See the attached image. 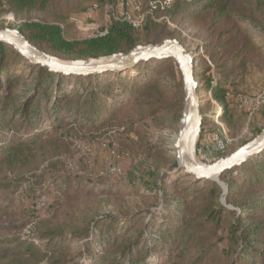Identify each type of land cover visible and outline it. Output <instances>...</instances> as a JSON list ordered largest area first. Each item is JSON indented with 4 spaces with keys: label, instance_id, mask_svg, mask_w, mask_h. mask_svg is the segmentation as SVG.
Returning a JSON list of instances; mask_svg holds the SVG:
<instances>
[{
    "label": "rangeland",
    "instance_id": "rangeland-1",
    "mask_svg": "<svg viewBox=\"0 0 264 264\" xmlns=\"http://www.w3.org/2000/svg\"><path fill=\"white\" fill-rule=\"evenodd\" d=\"M151 1L165 0H139L142 12L135 11L137 18ZM177 1L185 3L186 8L199 3L172 0L171 6ZM232 7L243 12L244 18H236L237 25L257 45L250 54L238 58L233 49L218 48L229 36L223 32L225 24L215 26V31L209 29V11L197 24L182 15L172 20L170 12L161 13L158 19L166 21L175 38L195 56L201 109L208 120L203 138L197 137L196 149L212 146L222 126L230 140L227 153L264 132V104L253 116L240 107L243 97L264 98V0H232ZM53 14L66 16L62 22L67 39L89 38L93 33L86 28L103 29L113 20L100 0H64ZM30 17L46 18L42 14ZM21 23L12 13L0 16V29L18 30ZM213 50L219 51L218 63L225 66L223 70L211 60L209 51ZM16 61L4 88H0V98L5 97L2 101L8 109L0 108V153L13 136L24 137L19 128L7 125L8 118L36 96L40 76L41 67L31 66L22 56ZM179 81L183 84L182 75ZM217 81L237 95L230 102V124L221 120L223 107L213 98ZM58 82L56 79L48 90L47 99L53 105L59 95L75 98L74 79L64 80V90H60L62 83ZM170 85L174 86L175 81L171 80ZM185 106V90L183 98L176 95L171 101L170 110L155 115L146 105L142 108L130 104L101 129L88 125L85 111L77 108L65 110L62 124L52 128L55 124L48 118V111L43 110L39 125L47 129L46 133L39 136L34 132L35 143L20 148L7 161L6 156L0 161V264H129L124 252L130 243H137L134 253H146L154 245L156 251L145 264H261V257L256 255L260 252L264 257L261 241L253 243L255 252L241 259V247L228 231L220 230L213 236L207 232L195 234L191 228L196 224L184 222V218L189 221L199 213L195 207L184 210L183 201H192L188 194L193 191L194 178L179 169L174 149ZM196 157L199 159L198 154ZM211 183L223 189V182ZM177 188L186 191L177 195ZM42 196L46 198L45 205L38 201ZM258 203L240 201L238 207L226 206L239 214L244 210L261 217V213L251 210ZM101 217L112 219L113 224L95 225L92 230L94 221ZM236 218L232 217L228 227L236 222L238 241L243 228L251 227V223L245 214L243 223ZM109 233L117 236L115 246H109L107 239L103 241Z\"/></svg>",
    "mask_w": 264,
    "mask_h": 264
},
{
    "label": "trees",
    "instance_id": "trees-1",
    "mask_svg": "<svg viewBox=\"0 0 264 264\" xmlns=\"http://www.w3.org/2000/svg\"><path fill=\"white\" fill-rule=\"evenodd\" d=\"M63 1L0 0V16L6 13L14 14L17 19L22 20L18 31L29 42L48 55L75 62L128 54L140 46L157 45L167 39H176L175 32L170 25L166 21L158 20L160 14L165 12L171 13L170 18L172 20H175L176 16L182 15L197 24L200 23L201 17L209 11V29L214 30L215 26L220 23L225 24L226 30L223 32L226 36H229L226 41L218 45V48L223 51L228 48L233 49L236 58L250 54L257 46L251 37L237 25L236 18L238 16L244 18V15L240 8L232 7V0H211V3L198 0L199 3L191 5L190 8H186L185 3L177 1L166 11L157 10L154 18L148 16L140 29H136L127 22L113 21L106 36L81 39H67L64 23L62 22L66 19V16L53 14L56 9L61 7ZM107 1L100 0V4L103 5ZM33 14H42L46 18L32 19L30 16ZM52 18L58 21H50L49 19ZM209 55L219 70L225 68V66L218 63L219 51H209ZM17 57H21V55L12 46L0 43V88H4L5 80L10 77V67L16 64ZM195 75L196 78L199 77L196 69ZM180 76L179 66L172 58L142 62L134 69L124 72H107L91 76H64L41 67L36 96L31 98L22 108L20 107L18 112H14L7 122L8 126L17 127L20 132L23 131L24 137L17 139L18 137L13 136V139H9L1 148L0 161L4 156H6L5 160L7 161L20 148L35 143L34 132H38L39 136L46 133L47 129L39 125V118L43 110L48 111V118L55 124L52 128H58L62 124L65 110L77 108V110L85 111V120L88 125L101 129L116 120L117 114L124 112L130 104L142 108L146 105L154 115L170 110V103L175 99V96L180 95L182 98L184 96V87L179 81ZM56 79L59 81L58 84L62 83L60 90H64L62 89L64 80H75L73 84L75 98L73 100L69 99L66 94L59 95L53 105V101L47 99L49 96L48 90L55 84ZM171 80L175 81L174 86L170 85ZM208 88L210 90L212 88L211 80L208 81ZM236 97L237 95L231 93L227 87L217 81L216 86L213 88V98L224 108L221 120H227L228 124H230L227 119L231 110L230 102L232 103ZM2 100H5V97L0 98V108L2 107L3 111H7L8 109ZM233 106L240 105L234 104ZM31 111H33V114H31ZM17 115H21V117H17ZM207 124L208 120L205 118L200 132L201 139ZM12 131L15 134V131ZM18 133L15 135H18ZM25 137H28V139H25ZM220 181L224 183L226 191L218 184L211 183V181H197L194 179V185L191 186L193 191L188 194V198L192 201H183V204L185 211L195 207L199 213L192 220L188 221V218L186 220L184 218V222L191 224L194 222L196 224L191 228L194 232L196 231L195 234L207 232L209 236H213L220 230L228 231L230 238L233 240L236 238L235 242L240 245V251H242L240 258L242 259L249 252H255L254 242L261 241L260 243L264 244V152L238 168L228 171L220 178ZM175 191V194L178 195V193H185L186 189L177 188ZM247 192L250 194L246 195ZM222 198L225 203L221 201ZM240 201H258L257 207L252 206L251 210L261 213L259 214L261 217L254 213L246 214L244 210L239 214L226 206L238 207ZM244 214L248 222L251 223V227L243 228V234L237 241L236 222L230 227H228V224L234 216H237L236 219L239 223H243ZM107 223L113 224V220L101 217L94 221L92 230L95 225L97 227L99 224L105 225ZM116 238L117 236L113 233H109L103 241L107 239L109 246H115ZM195 241L199 242L198 239H195ZM129 245L124 252L128 257L129 264H139L141 262L145 264L153 251H156L152 244L147 248L146 253L143 251L134 253L137 243H130ZM256 255L261 257V264H264L262 254L259 252Z\"/></svg>",
    "mask_w": 264,
    "mask_h": 264
},
{
    "label": "water",
    "instance_id": "water-1",
    "mask_svg": "<svg viewBox=\"0 0 264 264\" xmlns=\"http://www.w3.org/2000/svg\"><path fill=\"white\" fill-rule=\"evenodd\" d=\"M0 43L12 46L19 55L34 66L46 68L52 73L64 76H91L107 72H124L134 69L142 62L154 59H174L179 66L186 95L183 122L175 138L174 149L179 169L197 181L207 180L219 183L225 173L264 152L263 132L261 137L212 164L200 165L196 161L194 153L192 154V141L195 135L199 138L205 116L201 109L199 82L195 75V56L188 52L178 39H167L157 45L140 46L128 54L76 62L60 61L58 58L46 54L15 29H0ZM188 103L189 105H187ZM221 186L226 191L224 183Z\"/></svg>",
    "mask_w": 264,
    "mask_h": 264
},
{
    "label": "built area",
    "instance_id": "built-area-1",
    "mask_svg": "<svg viewBox=\"0 0 264 264\" xmlns=\"http://www.w3.org/2000/svg\"><path fill=\"white\" fill-rule=\"evenodd\" d=\"M171 1L172 0L151 1L144 14L138 18L135 16V11H137V13L142 12V5L139 0H108L104 4V8L112 15V22L123 21L129 23L136 29H140L143 27V24L148 16L154 18L155 12L157 10L164 11L169 9L171 7ZM95 8L98 9L99 6L95 5ZM109 26H106L103 29H100L96 26H90V28H86L85 31H92L93 34L89 38L102 37L108 34ZM240 102L247 113L250 116H253L264 104V98L258 97L257 99H251L248 97H243L241 98ZM221 112H223V108L220 109V114H222ZM229 145L230 140L226 130L222 126V131H220L219 137L215 139L212 146L205 149H202L201 147L196 149L195 146L194 157L200 165L212 164L226 156ZM196 154L199 155V159H197ZM38 201H40V204L45 205L46 198L42 196Z\"/></svg>",
    "mask_w": 264,
    "mask_h": 264
},
{
    "label": "bare ground",
    "instance_id": "bare-ground-1",
    "mask_svg": "<svg viewBox=\"0 0 264 264\" xmlns=\"http://www.w3.org/2000/svg\"><path fill=\"white\" fill-rule=\"evenodd\" d=\"M60 61H61V60H60ZM187 105H189V103H188ZM260 137H261V136H260ZM196 140H197V135H195V137L193 138V141H192V154H193V148H194V146H195V143L197 142Z\"/></svg>",
    "mask_w": 264,
    "mask_h": 264
}]
</instances>
